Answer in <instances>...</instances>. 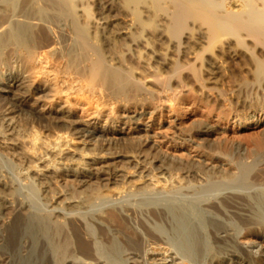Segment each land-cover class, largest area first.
I'll return each instance as SVG.
<instances>
[{"label":"bare ground","instance_id":"obj_1","mask_svg":"<svg viewBox=\"0 0 264 264\" xmlns=\"http://www.w3.org/2000/svg\"><path fill=\"white\" fill-rule=\"evenodd\" d=\"M1 68L0 264H264V0H0Z\"/></svg>","mask_w":264,"mask_h":264},{"label":"rangeland","instance_id":"obj_2","mask_svg":"<svg viewBox=\"0 0 264 264\" xmlns=\"http://www.w3.org/2000/svg\"><path fill=\"white\" fill-rule=\"evenodd\" d=\"M8 72L9 71H6V68L5 69L1 68V70H0V79H1V81H4L3 82L4 86H6L5 89L0 91V94L2 93L4 96H6L8 98H11L12 97V92L10 90L12 88L7 87V75H8ZM12 90H15V89H12ZM179 90H180V88H179ZM180 95L183 98L181 107L186 106L187 107V113L183 116V115H180L181 111H179L178 113L176 112V114L174 115L175 118L174 117L172 118V119H174V121H173L174 125L170 124V123H167L166 120H162L161 129H160L161 133L160 134H166L167 133L168 136L171 137L172 134L170 133V130H168L170 128L169 127L170 125H173L174 127H177V125H179L180 127H182L185 130V132L188 131V104H189V108H191L193 106L192 104H190V101H188V87L184 88V90H182ZM66 100H67V103H68V107L73 110V112L76 114V116L84 115V111L86 110V107H82V106H79V105L72 106L70 100L68 98ZM172 119H169V120L171 121ZM181 119L182 120L184 119V121H185V123L183 125H180ZM119 124H121V123H119ZM259 125L260 124H257L255 119L253 120V124H250L247 127L243 126V125L237 126L235 124V120L234 119H231V120L229 119L228 122L224 121L223 124H222L223 127L230 129V131H232V132L235 131L237 133V135H240V137L253 135V133L256 134L257 132L260 131L261 127H258ZM166 144L167 145H174L175 142H172L171 140H169ZM185 145H186V147L188 149V142H186Z\"/></svg>","mask_w":264,"mask_h":264}]
</instances>
